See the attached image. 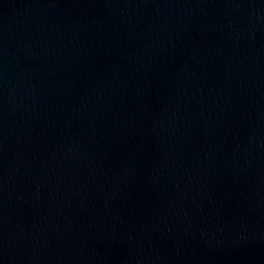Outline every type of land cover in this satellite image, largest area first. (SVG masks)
I'll return each mask as SVG.
<instances>
[{
    "label": "water",
    "instance_id": "95a60500",
    "mask_svg": "<svg viewBox=\"0 0 264 264\" xmlns=\"http://www.w3.org/2000/svg\"><path fill=\"white\" fill-rule=\"evenodd\" d=\"M0 264H264V0H0Z\"/></svg>",
    "mask_w": 264,
    "mask_h": 264
}]
</instances>
